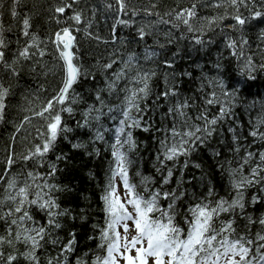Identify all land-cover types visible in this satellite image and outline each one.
Masks as SVG:
<instances>
[{
  "label": "snow or ice",
  "instance_id": "obj_1",
  "mask_svg": "<svg viewBox=\"0 0 264 264\" xmlns=\"http://www.w3.org/2000/svg\"><path fill=\"white\" fill-rule=\"evenodd\" d=\"M0 264H264V0H0Z\"/></svg>",
  "mask_w": 264,
  "mask_h": 264
},
{
  "label": "trees",
  "instance_id": "obj_2",
  "mask_svg": "<svg viewBox=\"0 0 264 264\" xmlns=\"http://www.w3.org/2000/svg\"><path fill=\"white\" fill-rule=\"evenodd\" d=\"M72 171L66 177L67 181H71L79 193L83 196H91L95 201V192L93 189V182L89 180V170L96 172L99 170L98 162H89L86 159L77 157L76 160L70 165ZM82 202V201H81Z\"/></svg>",
  "mask_w": 264,
  "mask_h": 264
}]
</instances>
